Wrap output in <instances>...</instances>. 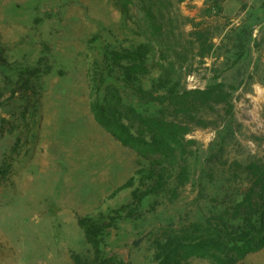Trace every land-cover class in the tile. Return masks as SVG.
<instances>
[{"label":"rangeland","instance_id":"1","mask_svg":"<svg viewBox=\"0 0 264 264\" xmlns=\"http://www.w3.org/2000/svg\"><path fill=\"white\" fill-rule=\"evenodd\" d=\"M164 1L182 84L222 85L230 108L216 105L189 127L192 173L178 199L150 196L104 234L103 255L129 264H155L156 232L194 221L198 186L208 195V181L264 159V0ZM135 31L113 0H0V264L91 259L78 218L129 206L130 190L111 195L145 162L95 122L88 69L104 45ZM28 67L40 75L37 110L7 102L18 69ZM236 264H264V248Z\"/></svg>","mask_w":264,"mask_h":264},{"label":"trees","instance_id":"2","mask_svg":"<svg viewBox=\"0 0 264 264\" xmlns=\"http://www.w3.org/2000/svg\"><path fill=\"white\" fill-rule=\"evenodd\" d=\"M113 1L126 20H134L136 31L134 38L130 34L116 42L117 46L104 45L100 59L90 64V112L106 133L136 153L145 165L111 195L130 190L129 206L104 217L78 218L93 256L83 260L74 255L73 264H129L103 255L104 234L120 220L136 217L150 196L168 203L178 199L192 173L194 155L186 140L189 127L199 124L200 114L216 105L230 108L222 85L188 90L182 84L183 67L177 62L180 46L174 41L171 20L165 19L166 1ZM39 78L37 69H18L9 106L24 103L36 108ZM4 125L5 120L0 119V130L4 131ZM15 127L19 124L12 129ZM239 174L208 181L213 187L208 195L205 186H198L194 221L156 232L152 242L155 264H186L192 259L236 264L264 248V159L249 161Z\"/></svg>","mask_w":264,"mask_h":264}]
</instances>
